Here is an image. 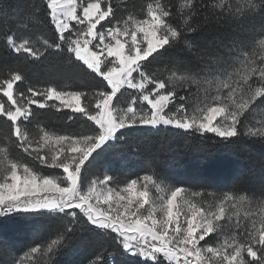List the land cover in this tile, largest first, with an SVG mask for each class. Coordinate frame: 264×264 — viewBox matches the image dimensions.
<instances>
[{"label":"snow or ice","instance_id":"obj_1","mask_svg":"<svg viewBox=\"0 0 264 264\" xmlns=\"http://www.w3.org/2000/svg\"><path fill=\"white\" fill-rule=\"evenodd\" d=\"M18 9L0 32L5 55L62 56L94 86L37 87L3 61L0 228L17 222L32 239L18 249L0 232V264H264V178L168 184L161 148L141 142L176 129L218 149L264 146V0H149L139 14L131 0ZM38 109L68 110L75 131L33 135ZM131 157L144 174L127 171Z\"/></svg>","mask_w":264,"mask_h":264},{"label":"trees","instance_id":"obj_2","mask_svg":"<svg viewBox=\"0 0 264 264\" xmlns=\"http://www.w3.org/2000/svg\"><path fill=\"white\" fill-rule=\"evenodd\" d=\"M149 0H131L135 5V11L139 14L140 8ZM183 3V0H179ZM19 15L18 0H0V32L5 28L15 27ZM52 32L46 31L45 35L52 36ZM5 45L0 40V74L3 61L18 67L25 76L26 81L34 86L55 85L72 89L91 90L94 86L92 75H86V71L79 69L69 70L62 56L51 54L40 61L25 59L16 60L12 54L5 55ZM20 87L26 85L22 82ZM83 89H82V88ZM38 121L31 126L33 134L39 135L41 125L48 130L60 132H72L75 128L64 120L68 110L56 113L49 109H38ZM7 133V128L4 129ZM141 142L150 144L155 150L161 148L160 173L170 179L168 184L179 182L184 185H197L203 183H215L228 181L232 177H238L246 187L258 186L264 178V146L249 141L243 148L218 149L214 146L201 144L194 137L182 130L171 129L164 133H150L141 137ZM14 152V148L11 149ZM23 159H28L22 153ZM129 172H141L140 162L136 157H131L126 166ZM49 171V170H45ZM147 174H153L148 172ZM3 223V222H0ZM0 232L6 235L8 241L18 249L27 250L24 246L32 239L31 232L17 222L9 221L0 228ZM48 233L41 234L40 239H46ZM206 239H210L206 238Z\"/></svg>","mask_w":264,"mask_h":264},{"label":"rangeland","instance_id":"obj_3","mask_svg":"<svg viewBox=\"0 0 264 264\" xmlns=\"http://www.w3.org/2000/svg\"><path fill=\"white\" fill-rule=\"evenodd\" d=\"M257 52H259V49L257 48L256 49ZM84 71L88 72V70L85 68ZM94 75V74H93ZM61 88H65V87H61ZM82 88V87H81ZM83 89V88H82ZM65 111V110H64ZM5 128H7L5 125H3L2 123H0V140L3 139V137L5 136L6 134V131L4 130ZM33 133V132H32ZM33 135H36V134H33ZM12 154L15 158L17 159H20V160H25L22 158V151H20L19 149H15L14 148V152L12 151ZM30 163H35V162H32V161H29ZM4 164L3 161H0V167H2ZM155 194L154 190H153V195Z\"/></svg>","mask_w":264,"mask_h":264}]
</instances>
